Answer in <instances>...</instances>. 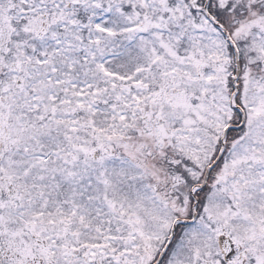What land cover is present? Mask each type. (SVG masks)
Segmentation results:
<instances>
[{"label": "snow or ice", "instance_id": "6c2138e0", "mask_svg": "<svg viewBox=\"0 0 264 264\" xmlns=\"http://www.w3.org/2000/svg\"><path fill=\"white\" fill-rule=\"evenodd\" d=\"M0 264H264V0H0Z\"/></svg>", "mask_w": 264, "mask_h": 264}]
</instances>
